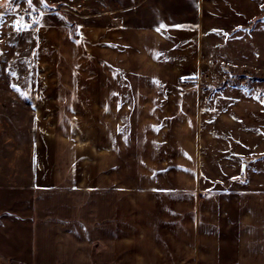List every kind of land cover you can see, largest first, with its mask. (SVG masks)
Instances as JSON below:
<instances>
[{"label": "crops", "instance_id": "crops-1", "mask_svg": "<svg viewBox=\"0 0 264 264\" xmlns=\"http://www.w3.org/2000/svg\"><path fill=\"white\" fill-rule=\"evenodd\" d=\"M113 2L36 13L57 130L0 171V218L30 215L33 264H264V96L203 81L264 67V0Z\"/></svg>", "mask_w": 264, "mask_h": 264}, {"label": "rangeland", "instance_id": "rangeland-1", "mask_svg": "<svg viewBox=\"0 0 264 264\" xmlns=\"http://www.w3.org/2000/svg\"><path fill=\"white\" fill-rule=\"evenodd\" d=\"M132 5L134 6V3ZM115 8L116 5L113 0H0V11L4 10L5 12V14L0 15L2 17L0 20V171L4 169L5 165H12V170H15V165L21 160L29 162L39 126L44 128L45 133H48L51 139L55 137L53 135H56L57 130L53 126V119L37 121L34 114L35 104L32 98L37 96L38 92H41L42 95L48 92L51 95L54 89L51 87L47 90L38 87L40 66L36 59V49L34 50L35 37L28 36L27 32L29 30L31 35L34 33L32 29L35 23L27 26L17 20L15 13L30 9L35 13L38 12V21L40 22L44 18L43 12L49 14L50 11L58 10L67 15L70 12H77L78 14L86 12L88 15H92L106 9L113 11L116 10ZM69 10L70 12H68ZM131 13L130 11L128 14ZM98 16L92 15L90 19L93 20L94 17V20L99 22L100 17ZM50 17L52 16L47 15L44 19ZM73 17L74 15H71V18ZM34 21H37V17ZM262 50L264 51V46ZM220 61L217 63L218 66L221 64ZM221 69L222 71L219 72L220 74L215 81L216 86H213L215 88L238 87L241 78L248 80L246 90L250 89L249 91H251L252 89L256 90V88L258 90L261 86L264 87V67H245L237 71L232 69V72L223 71L224 68ZM230 73L238 77L235 84L228 80L231 76ZM250 75L253 78L249 79ZM207 85L212 86L209 83ZM42 89H44V93ZM78 138H80V142H83L84 137ZM6 168L9 169V167ZM128 171L129 169H125L127 175ZM1 183L0 193L7 191V187L3 186L4 181ZM166 186L168 190L173 192L180 191V184ZM157 187H164V185H157ZM24 190L13 188L8 192L15 195L16 193H24ZM176 202L178 200L175 197L174 204L177 207ZM9 219L14 222L17 220L18 225L16 222L14 225ZM30 226V215L28 217L25 214L22 216H15L14 214L9 218L7 215L0 218V257L2 256L0 264H33L31 257H33L34 243L31 239ZM5 257L7 261L4 259Z\"/></svg>", "mask_w": 264, "mask_h": 264}, {"label": "built area", "instance_id": "built-area-1", "mask_svg": "<svg viewBox=\"0 0 264 264\" xmlns=\"http://www.w3.org/2000/svg\"><path fill=\"white\" fill-rule=\"evenodd\" d=\"M15 15H16V18L18 20L22 21L26 25H32L33 21H34V19L36 17L35 13L32 10H30V9L21 10V11L15 13ZM222 68H224V71L231 72L230 68L228 66L222 65ZM230 74H231V76L228 78V80L230 82H232V84H235L236 83V79H238V77L236 75H233L232 73H230ZM217 76H218L217 73L212 72V73H210L209 76H206L203 81L205 83L211 84L212 86H216V82L215 81L217 79ZM251 78H253V76L250 75L249 79H251ZM247 81H248L247 79L241 78L239 80V84H240L239 86L243 87V88H246L247 87ZM258 90H259V93L262 96H264V87L261 86V88L258 89Z\"/></svg>", "mask_w": 264, "mask_h": 264}, {"label": "snow or ice", "instance_id": "snow-or-ice-1", "mask_svg": "<svg viewBox=\"0 0 264 264\" xmlns=\"http://www.w3.org/2000/svg\"><path fill=\"white\" fill-rule=\"evenodd\" d=\"M0 20H2V17H0Z\"/></svg>", "mask_w": 264, "mask_h": 264}]
</instances>
